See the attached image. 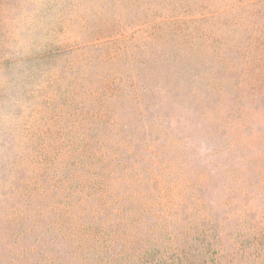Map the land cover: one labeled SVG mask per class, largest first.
Wrapping results in <instances>:
<instances>
[{"label": "rangeland", "instance_id": "1", "mask_svg": "<svg viewBox=\"0 0 264 264\" xmlns=\"http://www.w3.org/2000/svg\"><path fill=\"white\" fill-rule=\"evenodd\" d=\"M0 264H264V0H0Z\"/></svg>", "mask_w": 264, "mask_h": 264}]
</instances>
